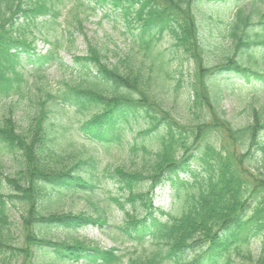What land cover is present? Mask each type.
<instances>
[{
	"label": "trees",
	"instance_id": "trees-1",
	"mask_svg": "<svg viewBox=\"0 0 264 264\" xmlns=\"http://www.w3.org/2000/svg\"><path fill=\"white\" fill-rule=\"evenodd\" d=\"M96 1L119 10L129 27L137 29L132 39L145 58L134 65L126 55L111 66L104 61L107 54L92 45L88 54L74 57L83 67L81 84H67L61 95L50 92L47 100L67 103L85 115L81 130L95 144L142 151L139 167L109 165L104 175L123 192L121 199L110 196L123 214L122 224L113 227L150 248L135 250L124 260L116 247L105 249L72 235L48 236L56 229L78 231L111 223L103 215L48 210L65 191H95L97 168L93 157L75 156L71 167L64 163L66 152L52 137L55 127L46 123L52 109L40 100L26 129L19 130L12 110L0 122V151L21 156L15 176L6 175L0 163V252L10 251L21 264H40L46 257L87 264H264V107L253 108L251 119L236 125L219 104V80L231 74L253 83L259 96L264 94V9L254 17L253 9L241 5L244 0H232L238 7L228 27L230 46L211 64L196 3L227 0ZM51 4L0 0V101L24 95L20 53L41 65L53 60L58 41L47 55L34 58L33 42L27 37L33 35L39 15L50 13L56 22L59 10ZM166 34L176 53L193 64L182 96L183 112L191 119L184 121V114L179 120L178 113L167 108L171 99L174 105L180 84L170 95L178 69L172 57L157 48ZM139 118L144 123L134 131L132 120ZM166 182L174 187L178 202L174 213L153 205L156 189ZM17 204L23 208V240L11 245L10 209ZM159 214L167 215L166 220ZM256 238L261 250L257 258L250 248ZM234 252L241 259H234Z\"/></svg>",
	"mask_w": 264,
	"mask_h": 264
},
{
	"label": "rangeland",
	"instance_id": "rangeland-1",
	"mask_svg": "<svg viewBox=\"0 0 264 264\" xmlns=\"http://www.w3.org/2000/svg\"><path fill=\"white\" fill-rule=\"evenodd\" d=\"M84 5L81 6L78 0H54L56 7L60 10V16L54 29H50L46 36L42 35L39 29H36L33 35L27 34L30 40H34V46L42 54L48 53L52 48L47 38L57 40L60 45L57 50L55 61H50L41 71H35V65L25 61L20 69L24 73L26 83H23L22 90L24 95L16 93L6 100L0 101V122L6 117L9 111H13L14 119L17 121L19 130L26 129L30 120V115L38 109L40 100H46L48 108L52 112L48 116L47 124L53 125L55 130L52 133L54 142L66 152L64 163L71 167L75 164L76 157H93L95 159V183L97 188L93 192H69L65 191L60 198H54L48 210L58 212L70 211L73 213L85 212L91 213L94 217L98 215L106 216L111 224L105 227L89 226L86 229L78 231H65L62 229L52 230L48 236L63 238L67 235L80 237L83 240H92L98 246L106 249L117 247L127 260L131 253L145 251L149 245L144 248L137 242L128 240L126 236L120 234L113 224H122L123 214L117 208V205L111 201L110 196L123 198V192L113 185L110 178L104 175V169L111 166L123 165L125 167H139L142 163V151L135 153L130 152L127 146H113L105 149L103 145L94 143L89 137L84 136L80 127L85 115L77 113L75 107L68 106L64 103H58L57 100L47 97L48 93L61 95L66 89L67 84H81L79 71H82L81 63L75 60V56L81 57L88 53L90 46H98L102 53L107 54L108 59L104 60L109 65L121 63L126 55L132 57L134 65L144 59L143 52L139 50L137 44L132 40V33L128 29V23L124 17L117 11L97 8L96 10L88 9L91 5L90 0H81ZM241 5L253 9L254 17L257 16V10L264 9V0H244ZM196 7L202 16L201 38L204 41L207 51L209 52V61L215 64L222 59L230 46V36L228 34L229 23L232 21V14L235 12L236 3L227 0L221 4H209L207 2H198ZM81 19L82 26L79 27L78 20ZM132 30V29H131ZM171 35L166 34L159 42L157 48L162 49L172 57V65L178 69L173 75L176 79L170 86L169 94L172 95L174 85L178 84L176 92L177 98L171 102L168 101L167 108L174 110L180 115L184 114V100L182 96L189 88V81L193 64L187 63L181 53H176ZM51 46V48H50ZM127 60V59H126ZM126 60L122 64L125 66ZM147 61V58L145 60ZM96 71V68H93ZM173 80V79H172ZM84 81V80H83ZM86 86L87 82H83ZM82 84V85H83ZM222 93L220 94V107L226 112L227 118H230L234 124H245L251 119L253 108L261 110L264 107V94L260 96L256 92L253 83L238 76L227 75L219 80ZM173 98V97H172ZM174 100V99H173ZM171 107V108H169ZM35 114V113H34ZM188 118L187 113L184 114ZM142 118L132 120L134 131L140 129ZM141 141V137H138ZM21 158L17 152L0 151V163L4 167L6 175L15 176L17 164ZM71 158V160H70ZM137 164V165H136ZM195 164V163H194ZM198 164H195L197 166ZM106 167V168H105ZM174 187L169 182L165 183L156 192L155 205L163 209L174 210L177 207V200L173 198ZM23 208L20 205L11 207L10 216L12 221L10 232L7 235L8 243L19 245L22 243L21 223ZM254 256L260 254V239L254 240L250 246ZM235 253L234 259H241ZM40 264H86L85 262L71 263L52 261L49 258L41 259ZM0 264H21V260L11 257L10 251L0 252Z\"/></svg>",
	"mask_w": 264,
	"mask_h": 264
}]
</instances>
